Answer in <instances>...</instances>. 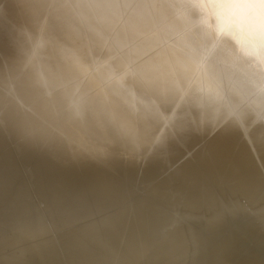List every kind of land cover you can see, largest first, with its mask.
<instances>
[{
  "label": "bare ground",
  "instance_id": "1",
  "mask_svg": "<svg viewBox=\"0 0 264 264\" xmlns=\"http://www.w3.org/2000/svg\"><path fill=\"white\" fill-rule=\"evenodd\" d=\"M0 264H264V0H0Z\"/></svg>",
  "mask_w": 264,
  "mask_h": 264
}]
</instances>
